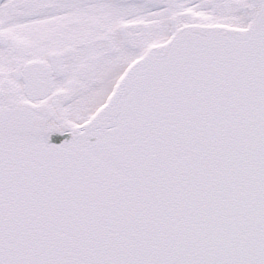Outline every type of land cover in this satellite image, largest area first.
Listing matches in <instances>:
<instances>
[{
  "label": "snow or ice",
  "instance_id": "1",
  "mask_svg": "<svg viewBox=\"0 0 264 264\" xmlns=\"http://www.w3.org/2000/svg\"><path fill=\"white\" fill-rule=\"evenodd\" d=\"M0 264H264V0H0Z\"/></svg>",
  "mask_w": 264,
  "mask_h": 264
}]
</instances>
